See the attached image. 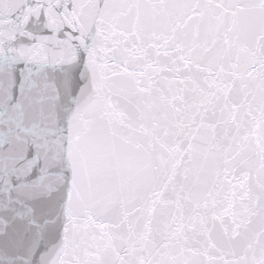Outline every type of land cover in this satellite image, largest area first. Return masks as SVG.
<instances>
[{"label": "snow or ice", "instance_id": "obj_1", "mask_svg": "<svg viewBox=\"0 0 264 264\" xmlns=\"http://www.w3.org/2000/svg\"><path fill=\"white\" fill-rule=\"evenodd\" d=\"M0 264H264V0H0Z\"/></svg>", "mask_w": 264, "mask_h": 264}]
</instances>
